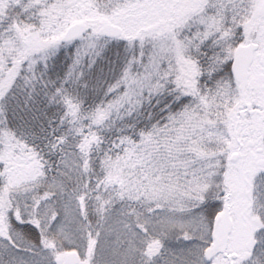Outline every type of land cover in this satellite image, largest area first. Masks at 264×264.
<instances>
[{"label":"snow or ice","instance_id":"6c2138e0","mask_svg":"<svg viewBox=\"0 0 264 264\" xmlns=\"http://www.w3.org/2000/svg\"><path fill=\"white\" fill-rule=\"evenodd\" d=\"M0 264H264V0H0Z\"/></svg>","mask_w":264,"mask_h":264}]
</instances>
